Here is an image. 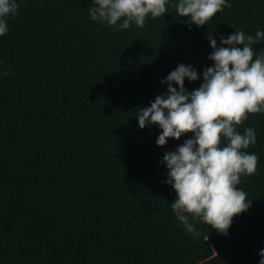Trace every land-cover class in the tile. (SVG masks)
I'll use <instances>...</instances> for the list:
<instances>
[{"label":"trees","instance_id":"1","mask_svg":"<svg viewBox=\"0 0 264 264\" xmlns=\"http://www.w3.org/2000/svg\"><path fill=\"white\" fill-rule=\"evenodd\" d=\"M228 2L203 26L170 0L143 28L114 30L91 20L93 0H16L0 36V264H259L264 114L237 128L255 129L245 151L258 166L237 185L251 205L226 235L189 217L193 237L171 208L161 161L193 133L159 146L162 129L138 124L179 64L200 74L185 88L200 86L214 64L207 36L221 46L236 30L264 31V0Z\"/></svg>","mask_w":264,"mask_h":264},{"label":"clouds","instance_id":"2","mask_svg":"<svg viewBox=\"0 0 264 264\" xmlns=\"http://www.w3.org/2000/svg\"><path fill=\"white\" fill-rule=\"evenodd\" d=\"M169 3L93 0L89 16L114 30L121 20L119 29H128L133 23L143 28L149 15H164ZM172 6L179 16L190 18L189 26H203L231 4L228 0H178ZM18 7L16 0H0V36L8 32L7 18L15 16ZM207 39L213 49L208 59L214 64L204 69L200 86L192 91L185 88V78L196 81L200 74L192 65L181 63L162 79L166 93L137 114L141 129L152 124L162 129L156 140L159 146L166 145L169 138L179 140L193 133L161 161L169 170L166 183L177 197L171 203L172 211L193 237L200 233L189 217L226 235L233 217L250 207L248 194L237 185L242 176L256 174L258 156L245 150L255 144L257 136L253 127L245 128L243 134L237 128L250 114H264V49L257 53L253 48L264 40V31L252 36L236 30L227 38L221 36V46L212 36ZM259 255V264H264V249Z\"/></svg>","mask_w":264,"mask_h":264}]
</instances>
